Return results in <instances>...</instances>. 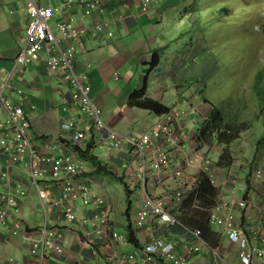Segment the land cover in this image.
<instances>
[{"label":"built area","instance_id":"obj_1","mask_svg":"<svg viewBox=\"0 0 264 264\" xmlns=\"http://www.w3.org/2000/svg\"><path fill=\"white\" fill-rule=\"evenodd\" d=\"M140 5L141 10L146 12L150 9L151 0H140ZM108 6V0H59L58 4L27 0V40L14 60L13 69L24 70L45 53L48 67L68 84L71 101L85 119L83 122L71 119L63 122L56 133L35 136L29 113L11 97L12 93H25L14 84L11 73H0V102L7 112L6 119L0 121V151L3 155L0 166V223L8 224L14 234L22 233L28 242L29 253L39 259V264H62L50 259L51 253L66 251L64 228L49 222L50 211L57 212L59 218L67 223H79L87 236H90L92 227L100 239L109 235L117 243L128 241V235L115 229L111 222L110 198L104 185L90 173L96 167L91 166L78 151L84 143L90 142L92 129L96 133L92 147L100 150V153L96 152L100 159L109 161L126 149L127 157L117 172L128 183L132 193L142 192L145 195V206L136 211L133 219L134 226L145 227L151 234L149 241L142 246L139 264H192L191 255L199 252L201 244L205 243L200 230H190L194 239L184 243L154 234L158 227L178 222L167 197L158 194L160 190L169 186L172 188L171 201L181 204L187 195L192 193L197 197L199 191L197 179L187 178L181 168L171 170L176 158L187 151L188 141L192 139L180 130L178 124L183 111L180 108L170 109L158 116L149 129L119 132L103 119L102 110L91 95L88 75L77 71L76 47L63 45L65 39L78 38L83 34L96 36L105 31L112 36L111 26L115 20L108 14ZM122 6L128 9V1L123 0ZM55 12H59L61 17L54 24L52 18ZM115 74L119 77L118 73ZM184 158L190 166L197 164L190 155H184ZM200 164L202 171L212 180L213 163L207 155L201 157ZM256 174L260 176L261 172L258 170ZM177 183L184 188L173 185ZM28 185L36 192L45 216L39 225L33 227L24 224L23 219V201L30 194ZM77 200L91 207L90 216H77ZM247 205L246 199L224 197L208 208L211 224L222 227L228 239L238 245L237 261H230L217 248H211L210 264H264V231L261 243L253 244L236 223L235 208ZM180 248L183 254L179 253ZM135 253L124 254L120 260L127 262L135 257ZM10 264L18 263L10 258ZM76 264L85 262L78 259Z\"/></svg>","mask_w":264,"mask_h":264},{"label":"crops","instance_id":"obj_2","mask_svg":"<svg viewBox=\"0 0 264 264\" xmlns=\"http://www.w3.org/2000/svg\"><path fill=\"white\" fill-rule=\"evenodd\" d=\"M45 1L53 4L59 3V0ZM122 2L123 0H108V14L115 20V23L111 26L112 36L105 31L96 36L83 34L78 38L65 39L63 45L72 44L76 47V69L81 74L88 75V82L92 87L91 95L101 108L103 119L109 126L124 133L130 129H135L134 124L146 116V113L142 112L144 109L137 111L140 108L128 107L127 97L134 89L135 84L133 85L132 82L123 84L122 82L138 81L136 88H139V81L143 82L145 74L149 71V67L145 62L151 59V48L164 44L167 36L163 34L162 19L160 18L162 11L159 7L152 11V6H150L148 11L143 12L140 10V0H129L128 9L123 8ZM26 3L27 0H0V73H11L14 84L25 93L24 95L12 93L11 97L23 105L29 113L31 129L35 136L40 137L58 132L63 122L71 119L83 122L85 117L77 106L72 103L68 84L61 79L57 72L48 67L45 53H42L41 58L34 61L28 68L24 70L13 69L14 60L27 40L26 28L29 23V16ZM55 14L59 18L61 17L59 12H55ZM74 15L78 16L76 12H74ZM59 18L57 17V20ZM137 32H142L143 35L142 33L137 34ZM115 73H118L119 77ZM154 81L155 77L153 71H151L149 72L150 92L157 98H161L162 96L158 94ZM151 84L155 86L154 92H152ZM198 106L200 108V105L194 106L197 113ZM181 110L183 114L180 116L178 124L180 130L188 136L186 121L191 120V123L196 125L197 130L206 119L207 114L198 118L197 114L185 116L184 110ZM147 113L150 112L147 111ZM6 117L7 112L0 102V121L6 119ZM150 127L151 125L143 129H149ZM196 130L195 134L191 136L192 139L188 141L187 151L180 158H176L171 166L172 171L181 168L184 175L190 180L197 179L198 173L202 171L201 157L208 156V145L195 144ZM95 137L96 133L91 129L90 142L88 144L84 143L82 149L87 148L89 144L93 146ZM258 150L261 152L260 149ZM93 151L97 154L95 149ZM126 152L125 149L115 154L109 161L101 159L113 176L114 174L120 176L117 169L127 157ZM220 154L221 152H219L217 158ZM184 155L193 157L197 164L194 166L188 165ZM2 161L3 155L0 151V166ZM256 167L263 171L262 176L256 177L254 175ZM246 168L250 169L248 165H243L239 171L235 169V166H223L214 162L211 168L212 181L219 188L216 202L224 197H235L238 200L246 199L248 204L246 207L235 208L236 223L245 231L253 244H260L263 240L264 231V169L257 160L252 162L253 169L249 170L251 174L247 181L249 173H247L245 179L240 178V172L245 171ZM90 173L99 183L104 185V190L110 198V218L115 229L129 236L128 227L131 224L138 244L130 241L123 244L117 243L109 235L100 239L95 235L92 227H90V236H87L82 232L79 223H67L59 218L57 212L50 211L48 214L49 222L60 224L64 228L66 251L61 254L53 252L51 258H49L62 264H76L78 259H82L85 264H139L142 246L149 241L151 234L145 227L138 228L134 226L133 219L136 211L145 206V195L142 192L132 193L130 196L131 204L128 209V203L123 198L115 200L108 194L106 181L100 176H96L99 173L96 168ZM173 185L177 188L182 187L180 183ZM28 191L30 194L23 201V219L24 224L33 227L39 225L45 216L40 208L39 198L30 185H28ZM171 191L172 188L167 186L165 189L160 190L158 194L167 197L166 200L170 203L169 206L175 211L183 203L171 201ZM95 193L97 195V191ZM133 198L137 203L133 204ZM76 214L79 218L90 216L91 207L85 206L77 200ZM212 225L220 234L216 248L226 259L237 261V243H233L228 239L222 227ZM170 227L169 223L162 225L156 229L154 234L170 241L178 240L179 243L194 239L192 234L178 233L172 231ZM211 248L206 241L201 244V250L191 255L192 264H210L212 259ZM28 250V242L24 240L21 232L14 234L8 224L0 223V264H10V258H13L18 264H39V259L33 257ZM132 253H135L133 259H129L127 262L120 260L122 255ZM179 253L183 254L182 248L179 249Z\"/></svg>","mask_w":264,"mask_h":264},{"label":"rangeland","instance_id":"obj_3","mask_svg":"<svg viewBox=\"0 0 264 264\" xmlns=\"http://www.w3.org/2000/svg\"><path fill=\"white\" fill-rule=\"evenodd\" d=\"M190 1L151 0V6L152 11H155L158 7L162 11L160 18L162 19L163 34L167 36L166 42L170 43L172 48L189 44L186 48L189 49L190 53L196 55L198 67L196 65L194 67L198 71L199 69L202 70V76L208 77L204 95L215 101L217 105L224 106L228 121L232 120L236 125H239L242 121H249L252 125L249 129L242 130L240 137L229 144L228 149L232 156L231 166H235V169L240 171L243 165H248L252 170V162L257 160L264 169V139L260 144L257 142L259 135L264 131V125L262 119L256 118L257 108L253 90L256 73L264 66V0H206L207 3H218L214 7L216 22H213V20L208 21L209 25H206L205 33L208 43H205L204 47L208 44L209 48L206 47L200 50L199 54L193 48L201 46L203 42L200 39L197 40V34L194 31H189L192 27L191 15L183 14L184 4ZM219 2H223L229 8L222 18L219 14ZM253 6L252 11L254 12L249 10L251 12L247 13L246 9L248 7L252 9ZM247 16L251 17V20H258L260 26L258 40L254 36H248L247 24L249 19ZM57 17L59 18L57 14H54L52 18L54 23ZM139 33L142 32H137V34ZM174 52L172 49L169 53L172 55ZM199 55L200 58L198 59ZM158 81L159 87L157 88H161L163 82L160 81H163V79L159 80L158 78ZM128 82L135 84L134 89L137 87L138 81H123L122 83L126 84ZM142 84L143 82L139 81V87ZM151 89L152 92L155 91L154 84H151ZM203 89L200 83L181 91L169 87L161 99L171 109L181 108L184 110L185 116L197 114L196 116L199 118L209 111V107L204 105L201 98ZM161 93L160 91L158 94L162 96ZM197 105H200V108L198 106V113L194 110V106ZM140 110L142 109L137 111ZM142 112H145L146 116L134 124V128L137 130L152 126L157 120L155 114L147 113L146 110H142ZM186 124L187 134L191 137L192 134H195L196 125H193L191 120H187ZM222 146L219 143L214 144L212 147L207 146V157L212 163H217L218 154L223 149ZM96 152L100 153V150L96 149ZM250 169L246 168L245 171L240 172V178L245 179ZM258 170L261 172L260 176L263 175V171L256 167L254 174L256 177H260L256 174ZM96 176H100L106 181L107 192L113 199L123 198L127 202L125 184L121 179L111 173L104 172H99ZM132 201L133 204L137 203L135 198Z\"/></svg>","mask_w":264,"mask_h":264},{"label":"trees","instance_id":"obj_4","mask_svg":"<svg viewBox=\"0 0 264 264\" xmlns=\"http://www.w3.org/2000/svg\"><path fill=\"white\" fill-rule=\"evenodd\" d=\"M218 4V3H217ZM216 3H207L206 0H191L189 3H185L183 8V14L191 15L192 27L189 31H194L197 34V40L203 42L201 46L194 47L193 50L199 54L200 50L209 48V45L204 47L205 43H208L206 33V25L209 20L215 21L214 7ZM219 14L224 15L225 11L229 8L219 2ZM246 7V6H245ZM206 8V9H205ZM254 9L248 7L247 13ZM251 10V11H249ZM254 12V11H252ZM209 18V19H208ZM249 22L247 24V33L250 37H256L259 39L258 32L260 26L258 20L252 19L247 16ZM208 19V20H207ZM221 23V22H220ZM213 27V23L211 22ZM207 41V42H206ZM247 43H249L247 41ZM187 44L186 46H188ZM186 46L172 48L170 43L165 42L162 45L154 46L151 48V59L145 62L149 67V71L143 78V84L139 88L133 89L127 97V105L132 108H140L155 114L156 116L163 115L170 111V106L163 102L161 99L167 91V88L181 91L192 88L196 83H200L203 86L202 101L205 106L209 107L206 119L200 124L196 130V139L200 145H209L212 147L214 144L219 143L223 145V149L218 158L217 164L223 166L231 165V152L228 149L229 144L238 139L242 130L252 127L249 121H242L239 125L234 124L232 120H227V114L223 105H217L215 101L204 95L207 88L208 77L202 76V70L199 71L194 67L197 66V57L195 54L190 53ZM172 49L175 51L170 55ZM200 58V55L198 59ZM202 65V64H201ZM198 67V66H197ZM153 71L155 74V86L158 92H162V97L157 98L150 92L149 72ZM159 80L163 79V85L159 87ZM253 90L255 93V105L257 108L256 118L262 119L264 125V66L256 73V77L253 83ZM264 139V131L259 135L257 142L260 144ZM80 154L91 164L96 167L97 172L111 173L107 169L106 164L103 163L99 156L94 153L92 145H88L86 149L79 148ZM251 172L248 174L247 181L249 180ZM115 177L121 179L125 184V190L127 194L128 209L131 204L132 191L128 187V183L123 177ZM197 181L199 183V191L197 197L191 193L186 196L182 206L175 210L174 213L178 219V222L169 223L172 231L191 235L190 230H200L202 238L212 248H216L220 234L214 229L210 222V213L208 208L216 204V200L219 194V188L215 186L211 178L203 171H200L197 175ZM249 189V184H248ZM195 204H197L195 206ZM129 236L128 241L138 244V240L135 236V231L131 224H129Z\"/></svg>","mask_w":264,"mask_h":264},{"label":"clouds","instance_id":"obj_5","mask_svg":"<svg viewBox=\"0 0 264 264\" xmlns=\"http://www.w3.org/2000/svg\"><path fill=\"white\" fill-rule=\"evenodd\" d=\"M97 155L99 156V154L97 153Z\"/></svg>","mask_w":264,"mask_h":264},{"label":"bare ground","instance_id":"obj_6","mask_svg":"<svg viewBox=\"0 0 264 264\" xmlns=\"http://www.w3.org/2000/svg\"><path fill=\"white\" fill-rule=\"evenodd\" d=\"M26 10H27V7H26Z\"/></svg>","mask_w":264,"mask_h":264}]
</instances>
